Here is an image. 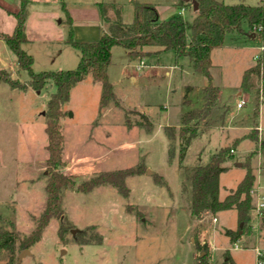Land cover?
I'll use <instances>...</instances> for the list:
<instances>
[{"label":"rangeland","instance_id":"rangeland-1","mask_svg":"<svg viewBox=\"0 0 264 264\" xmlns=\"http://www.w3.org/2000/svg\"><path fill=\"white\" fill-rule=\"evenodd\" d=\"M93 1L115 5L125 19L128 14L132 17L134 1L152 3L162 18L173 12L174 16L181 15L188 22V36L189 23L195 14L189 0H30L26 5L24 29L28 40L21 47L33 56L35 72L76 66L79 52L64 39L69 27L73 37L74 31L82 37L88 31L84 24L67 25L63 6ZM219 1L256 5L262 0ZM19 7V0H0V32H12L16 21L14 13ZM115 11L109 7L105 15L112 19ZM102 24L106 29L107 23ZM245 32L227 34L223 46L214 49L210 68L212 84L218 87V103L227 106L228 115L239 114L234 117V122H240V114L252 113L255 90L258 89L257 96L260 97L257 139L241 138L230 159L223 162L228 168L219 175L220 200L236 187L244 174L246 167L242 164L246 154L252 151L249 156L252 172L264 169V92L255 76L251 77L252 85L247 92L241 86L247 63L254 62L253 48L257 49L262 40ZM2 68L12 78L28 79L25 71H18L14 53L0 39ZM108 74L120 105L110 100L100 107L101 89L96 94V88L90 82L91 85L81 82L70 90L69 99L63 106L66 114L60 120L62 171L79 183L100 172L134 167L142 161L146 170L124 178L127 195H122L108 183L87 192L64 189L62 207L74 233L68 231L62 241L57 234L60 220L51 218L42 229L40 239L23 248L29 252L21 256L19 264H198L201 249L195 246L196 242L207 244L205 258L212 264H222L226 250L233 264H257L256 250L264 254V221L261 223L258 219L264 215V209L260 213L250 209L249 223L255 230L238 238L235 241L237 248H233L234 243L224 233L225 229L238 226L234 208L219 210L214 215L205 213L200 219L189 214L190 186L185 168L208 162L216 149L232 143L233 140H224L226 121L220 124L215 112L212 117L219 130L218 139L215 135L208 141L193 138L181 161L177 138L168 141L163 131L165 125L180 124L184 86L203 87L206 78L192 68L186 55L176 58L173 50L131 59L121 46L111 48ZM237 90H241L246 99L239 109L236 108L240 98ZM50 92L48 84L38 92L31 88L26 91L11 88L7 82L0 81V228L15 234L16 247L19 239L33 229L45 204L47 137L43 111ZM188 98L196 105L201 101L197 91H192ZM194 105L190 104V107ZM220 111L221 108L217 112ZM140 114L147 116L150 128L138 124L142 121ZM240 161L241 166L235 165ZM153 174L161 175L163 181L157 182ZM258 187L264 189L263 172H257L255 188ZM127 204L133 209L128 210ZM90 225L100 234L101 242L77 243L76 232ZM250 232L247 226L244 233ZM21 250L16 248L17 258ZM6 259L7 252L0 250V264Z\"/></svg>","mask_w":264,"mask_h":264},{"label":"trees","instance_id":"trees-1","mask_svg":"<svg viewBox=\"0 0 264 264\" xmlns=\"http://www.w3.org/2000/svg\"><path fill=\"white\" fill-rule=\"evenodd\" d=\"M20 7L15 15V25L10 33L0 32L7 47L14 53L18 71H25L28 75L26 81L12 78L6 69H0V81H5L11 88L26 90L31 88L40 91L48 83L54 86V90L49 93L46 108L43 111L44 131L47 137V157L45 159V185L46 199L41 213L35 220L33 229L23 235L16 247V236L9 230L0 228V250L7 252V259L2 264H19L15 254L16 248H28L36 243L41 236L42 229L49 220L56 217L60 220L57 231L58 237L65 241V234L71 231L70 221L67 219L62 207L64 189H77L87 192L95 186L111 184L115 186L122 195H127L128 188L124 184V178L129 174L144 173L145 164L140 162L134 167L103 171L95 176L75 183L71 175L62 171L64 162L62 160V142L60 120L66 114L63 106L68 101L71 88L80 80L90 76L92 81L101 85L99 106L103 107L108 101L113 100L120 105L113 86L108 78V66L111 59V48L121 46L129 52L131 59L149 56L151 53H158L163 50H173L176 58L186 55L192 68L202 74L207 83L197 91L201 96L199 105L192 103L188 98L193 87H184L183 103L186 106L181 126H164L163 131L172 140L177 138L179 143L178 157L181 161L193 138L201 131V124L212 114L216 105L217 87L212 84L210 67L212 66L211 52L214 48L223 45L227 34L244 33L254 34L264 41V0L256 5L244 3L226 4L219 0H189L197 5L195 14L189 23L190 34H187L188 22L181 16L175 15L169 18L160 17L156 7L149 2H133V17L130 22H124L121 17V10L113 4L106 5L104 2H96L102 22L107 23L106 29H101L95 40L81 41L73 37L72 28L69 27L64 41L76 48L79 52V59L74 68L43 70L35 72L32 68L33 56L26 52L21 44L27 41L24 29L26 19V5L30 0H19ZM182 2V0H180ZM115 9L114 18L110 19L105 15L106 9ZM63 10L65 8L63 6ZM68 23L72 21L68 14ZM245 25V29L243 27ZM146 47H155L153 50ZM255 76L261 82V91L264 92V49L259 54L253 66L246 69L241 81L244 90L251 86V77ZM258 95V89L255 90ZM253 99V111L250 114L249 123L251 131L246 137L257 139L258 127V106L260 97ZM190 104H195L190 107ZM142 118L139 125L150 128L151 122L145 114H140ZM239 138L231 144L225 145L214 151L208 162L196 163L185 168L186 180L190 186L189 214L191 217L200 219L205 213L214 215L222 209L234 208L237 214L238 226L235 230L225 229L224 233L231 242H235L244 233L249 222V211L253 208L250 190L254 182V174L249 165V156L246 155L243 166L246 167L244 176L240 179L234 189L229 190L223 199L218 198L219 175L226 168L222 163L232 156L231 149L234 150ZM169 155V154H168ZM157 182H162L163 178L159 174H153ZM128 210H132L131 204L126 205ZM137 212V210H136ZM138 213V212H137ZM241 224V225H240ZM74 239L79 244L100 243L101 236L94 231V226L90 225L85 229L78 230ZM198 249L203 252L198 256V264H212L206 259L207 244L195 243ZM204 251H203V250ZM222 264H233L230 261L227 250L224 252ZM264 264V254L259 259Z\"/></svg>","mask_w":264,"mask_h":264},{"label":"crops","instance_id":"crops-1","mask_svg":"<svg viewBox=\"0 0 264 264\" xmlns=\"http://www.w3.org/2000/svg\"><path fill=\"white\" fill-rule=\"evenodd\" d=\"M139 2V1H138ZM96 4V1H93V2H91V3H88V2H86V3H82V4H80L79 6H77V5H72V4H66V8H65V11H63V13H64V18H65V21H67L68 22V19H67V15L66 14H68L69 15V17H70V20L72 21V23L71 24H80V25H82V24H84L85 26H83V27H85L86 29H87V31L88 32H84V34H83V37H82V35L81 34H79V32H76V31H74V38L75 39H89V40H93V39H95V38H97L98 37V35H99V33H100V30L101 29H105L104 28V25L102 24V20H101V18H100V14H99V11H98V8H97V6L95 5ZM133 4V3H132ZM183 8V7H182ZM185 10V9H184ZM7 11H9V9H7ZM174 14V12L173 13H167V15L165 16V17H163V18H169V17H172V16H174L173 15ZM159 15H160V13H159ZM161 16V15H160ZM121 17H122V20L124 21V22H130L131 20H132V17H133V7H132V17H131V14L129 15H127V17L128 18H123V12H121ZM130 17H131V19H130ZM162 17V16H161ZM69 23H67V25H68ZM249 36L250 37H254L255 35L254 34H249ZM27 38V37H26ZM28 40V39H27ZM223 46V45H222ZM222 46H220V47H222ZM114 47V46H113ZM112 47V48H113ZM220 47H216V48H214V49H217V48H220ZM214 49L212 50V52H211V60H212V66H213V51H214ZM254 50H255V52L253 53V54H251L252 56V59H254V56H255V54H257L258 53V48L257 49H255V48H253ZM126 54L129 56V52L126 50ZM144 58V57H143ZM33 61H34V58H33ZM141 61V60H140ZM254 63H255V59H254V62L253 61H250V62H248L247 63V67H246V69H248V68H250L251 66H253L254 65ZM211 66V67H212ZM210 67V68H211ZM138 68V67H137ZM245 69V70H246ZM211 73V72H210ZM108 76H109V74H108ZM211 76H212V74H211ZM130 77H131V79H135V76L134 75H130ZM85 81H88V82H85ZM87 83L88 85H91L92 84V87L93 88H96L95 89V92H96V94H97V92L99 93L100 92V89H101V85L98 83V82H94V81H92V79L90 78V76H87V77H85L84 79H82V80H80L79 82H77L76 84H79V83ZM91 84H90V83ZM75 84V85H76ZM86 84V85H87ZM74 85V86H75ZM48 86H49V90H51V91H53L54 90V86L51 84V83H48ZM73 86V87H74ZM185 86H187V85H185ZM184 86V87H185ZM189 86H191V87H193V92H196V91H198L199 89H201V88H203V87H194V86H192V85H189ZM216 86V85H215ZM72 87V88H73ZM217 87V86H216ZM27 90V89H26ZM26 90H23V91H26ZM192 91H191V93H189V95H191L192 94ZM246 91V90H245ZM247 92V91H246ZM238 95H240V98H242L243 96H242V91L241 90H237V92H236ZM183 96H184V94L182 95V98H183ZM217 97H218V87H217V96H216V105H215V107H214V110H213V112H212V114L210 115V117L205 121V122H203L202 124H201V128H202V131H201V133L198 135V136H196V137H200V138H203L204 139V141H208L211 137H213L214 135H215V137L218 139V134H219V130H217V127H215L216 125H215V123H214V121H215V119H213V115L214 114H216V113H218V115H219V119L221 120V122H220V124L222 123V121L224 120V121H226V123L228 124V125H226L225 126V129L227 130V131H225V135H226V138L224 139L225 141L226 140H228L229 139V141H234V140H236V139H238L239 138V140L241 139V138H244V137H246L247 136V134L250 132V130H251V126H250V123H249V119H250V114H247V113H242V114H240L241 115V120H240V122L238 121V122H234L233 121V119H234V117H237V115H239L238 113H236V114H233V115H228L227 114V106L226 105H220L219 103H218V101H217ZM239 98V99H240ZM248 98V97H247ZM99 99H100V97H99ZM238 99V100H239ZM184 100V99H183ZM183 100H182V104H183V107H182V114H181V120H180V124L178 125V126H173V127H175V128H178L179 126H181V122H182V115H183V112H184V110H185V108H186V106L184 105V103H183ZM238 102V101H237ZM237 104V103H236ZM98 105H99V101H98ZM219 108H221V111L220 112H217V111H219ZM236 108L237 109H239L238 107H237V105H236ZM240 108H242V107H240ZM216 112V113H215ZM232 121H233V123H232ZM166 126V125H165ZM220 126V125H219ZM164 127V126H163ZM257 129L259 130V122H258V127H257ZM236 130H239V131H241L240 133H237L236 132ZM206 131H207V133H206ZM195 137V138H196ZM167 140H168V138H167ZM169 141V140H168ZM167 141V142H168ZM232 141V142H233ZM219 146V145H218ZM223 146H225V145H223ZM220 147H222V146H220ZM235 148V147H234ZM217 150V149H216ZM215 150V151H216ZM235 150H236V148L234 149V152H235ZM247 155V154H246ZM246 155L244 156V159L246 158ZM241 162V161H240ZM236 165V164H235ZM0 166H1V163H0ZM222 166H224L226 169L228 168V165H224L223 163H222ZM66 168L67 169H69L70 167L69 166H66ZM225 169V170H226ZM246 171V170H245ZM257 172L258 173H260V172H262L261 171V169L260 168H258L257 170H256V172H252L253 174H254V182H253V186H252V188L251 189H253L254 191H257V190H260V191H262L263 192V195H264V189L263 188H260V187H258V188H255V180H256V175H257ZM244 174H245V172H244ZM244 174L242 175V177L244 176ZM241 177V178H242ZM240 178V179H241ZM240 179L238 180V182L240 181ZM237 182V183H238ZM231 190V189H230ZM253 197H254V199H252V205H253V207H254V205H255V202H256V197H255V195H252ZM259 216V215H258ZM215 218V217H214ZM260 221H261V223L264 221V215L263 216H260L259 218H258ZM249 220H250V216H249ZM248 226L250 227V230H251V232L250 233H242L241 235H240V237L241 236H248V235H250L255 229L250 225V223L248 222ZM232 230H235V229H232ZM239 237V238H240ZM208 243V242H207ZM233 243H235V242H233ZM209 245V244H208ZM209 248H210V246H209ZM234 248V247H233ZM258 250H256V252H257ZM260 251V250H259ZM262 253V252H261Z\"/></svg>","mask_w":264,"mask_h":264},{"label":"built area","instance_id":"built-area-1","mask_svg":"<svg viewBox=\"0 0 264 264\" xmlns=\"http://www.w3.org/2000/svg\"><path fill=\"white\" fill-rule=\"evenodd\" d=\"M264 49V41H262V43L259 45L258 47V53L255 54L254 59L256 61V59L258 58L259 54L261 53V51ZM140 64H142V61H140ZM246 103V99L244 97L240 98L237 102V107L240 108L242 107L244 104ZM231 152L233 153L234 150L231 149ZM264 173V169L261 170ZM251 195H255L256 197V202L254 205V209L256 210L257 213H260V211L262 209H264V201L262 200L264 195L263 192L260 190L254 191L253 189L250 190ZM216 219L213 218V221H215ZM238 246L236 245V243H234V248H237ZM262 253L258 250L257 251V255L260 256ZM257 264H262L261 260H257Z\"/></svg>","mask_w":264,"mask_h":264},{"label":"water","instance_id":"water-1","mask_svg":"<svg viewBox=\"0 0 264 264\" xmlns=\"http://www.w3.org/2000/svg\"><path fill=\"white\" fill-rule=\"evenodd\" d=\"M196 7H197V5L194 4L193 9L196 10ZM236 165H237V166H241V162H236ZM240 225H241V224H240ZM74 231H75V229H72V230H71L72 233H74ZM26 252H29V250H28V249H22V250L20 251V253L18 254V258H17L18 262L20 261L21 256H22L23 254H25ZM202 255H203V252H200L199 256H202Z\"/></svg>","mask_w":264,"mask_h":264}]
</instances>
